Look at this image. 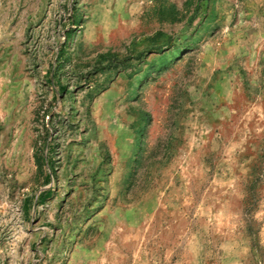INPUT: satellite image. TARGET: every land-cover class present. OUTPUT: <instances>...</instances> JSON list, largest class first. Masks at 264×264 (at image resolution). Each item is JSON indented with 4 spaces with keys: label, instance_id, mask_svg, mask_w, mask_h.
Instances as JSON below:
<instances>
[{
    "label": "rangeland",
    "instance_id": "1",
    "mask_svg": "<svg viewBox=\"0 0 264 264\" xmlns=\"http://www.w3.org/2000/svg\"><path fill=\"white\" fill-rule=\"evenodd\" d=\"M0 264H264V0H0Z\"/></svg>",
    "mask_w": 264,
    "mask_h": 264
},
{
    "label": "crops",
    "instance_id": "2",
    "mask_svg": "<svg viewBox=\"0 0 264 264\" xmlns=\"http://www.w3.org/2000/svg\"><path fill=\"white\" fill-rule=\"evenodd\" d=\"M40 193H41V194H46L45 197H46V199H47V198H48L47 195H48L50 192H49V190H43V191H41ZM40 193H39V194H40ZM39 194L35 197V198H36L35 200L38 201V202H41V201H43V200H40L41 195L39 196ZM44 200H45V199H44Z\"/></svg>",
    "mask_w": 264,
    "mask_h": 264
},
{
    "label": "trees",
    "instance_id": "3",
    "mask_svg": "<svg viewBox=\"0 0 264 264\" xmlns=\"http://www.w3.org/2000/svg\"><path fill=\"white\" fill-rule=\"evenodd\" d=\"M40 195H41L40 200H44V199H46V197H45L46 194H41V193H40L39 196H40ZM29 200H30V199H28V201H29ZM25 202H26V201H25Z\"/></svg>",
    "mask_w": 264,
    "mask_h": 264
}]
</instances>
